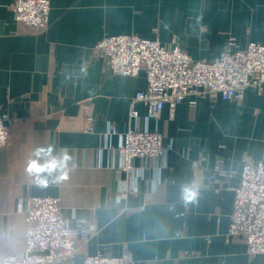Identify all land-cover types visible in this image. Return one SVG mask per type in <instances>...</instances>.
<instances>
[{
    "label": "crops",
    "instance_id": "1",
    "mask_svg": "<svg viewBox=\"0 0 264 264\" xmlns=\"http://www.w3.org/2000/svg\"><path fill=\"white\" fill-rule=\"evenodd\" d=\"M15 1L0 0V114L17 118L0 149V259L23 255L21 199L38 196L59 198L75 232L78 251L62 264L124 252L135 264H264V254L250 257L228 234L243 165L264 160V89L248 88L240 100L189 95L147 122V106L134 100L145 73L111 74L92 52L105 36L135 34L218 60L264 45V0H50L42 30L16 20ZM135 125L172 147L165 157L135 158L132 174L119 148ZM49 145L71 159L66 179L41 187L26 168ZM218 163L233 176H214ZM185 187L197 192L193 202L182 199Z\"/></svg>",
    "mask_w": 264,
    "mask_h": 264
},
{
    "label": "built area",
    "instance_id": "2",
    "mask_svg": "<svg viewBox=\"0 0 264 264\" xmlns=\"http://www.w3.org/2000/svg\"><path fill=\"white\" fill-rule=\"evenodd\" d=\"M16 20L30 29H46L49 25L50 0H16L12 5ZM234 45V38L229 39ZM111 74L137 76L144 72L147 87L136 93L134 100L148 108L146 121L158 120L168 105L172 114L177 105L189 95L222 97L240 100L248 88L261 93L264 89V45L250 42L244 49L228 50L218 60H196L179 45L163 46L159 39L142 38L135 34L105 36L93 48ZM86 68H83V70ZM130 117H139L131 110ZM17 118L5 112L0 114V149L12 139L11 128ZM86 131L93 130L89 120ZM111 124L108 134H116ZM119 148L123 169L134 174L137 157H165L171 144L164 145L163 135L131 126L122 134ZM230 178L233 173L218 163L214 176ZM240 183L235 192L229 236L242 238L250 257L264 254V160L243 165ZM131 192V191H130ZM129 191L121 193L126 197ZM134 193V192H131ZM25 249L22 256L7 254L0 264H62L74 257L78 242L74 230L62 214L57 197H25ZM130 252L120 256L87 255L83 264H135Z\"/></svg>",
    "mask_w": 264,
    "mask_h": 264
},
{
    "label": "clouds",
    "instance_id": "3",
    "mask_svg": "<svg viewBox=\"0 0 264 264\" xmlns=\"http://www.w3.org/2000/svg\"><path fill=\"white\" fill-rule=\"evenodd\" d=\"M34 159H30L26 171L29 175L36 178V182L41 187H47L49 177L53 182L67 178V169L71 157L67 152L61 151L55 153L53 146L38 147L34 152ZM197 192L190 187L182 189L181 197L186 202H193L196 199Z\"/></svg>",
    "mask_w": 264,
    "mask_h": 264
}]
</instances>
